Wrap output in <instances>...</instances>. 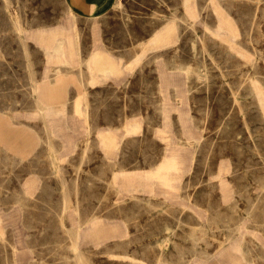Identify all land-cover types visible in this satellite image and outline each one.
<instances>
[{
  "label": "rangeland",
  "instance_id": "obj_1",
  "mask_svg": "<svg viewBox=\"0 0 264 264\" xmlns=\"http://www.w3.org/2000/svg\"><path fill=\"white\" fill-rule=\"evenodd\" d=\"M69 9L0 0V264H264V0ZM69 24L78 66L38 39ZM97 50L117 65L107 78ZM34 89L63 116H40ZM174 169L177 190L124 179Z\"/></svg>",
  "mask_w": 264,
  "mask_h": 264
},
{
  "label": "crops",
  "instance_id": "obj_2",
  "mask_svg": "<svg viewBox=\"0 0 264 264\" xmlns=\"http://www.w3.org/2000/svg\"><path fill=\"white\" fill-rule=\"evenodd\" d=\"M65 1L67 3L68 7L70 8L69 9L70 12L75 17H76V15H78L80 17L93 18V19L101 17V16L109 13L112 10V8L115 6V3L117 2V0H65ZM69 26H70V24L69 25H60L59 30L52 31V33H47L48 34L47 36H45V33H44V35L40 34L41 36L38 39H40V42H41L42 46L44 47L45 53L48 56V59L50 62L59 64V65H73V66L77 65L78 66L81 63V60H80L81 56L79 53L80 50L78 48H76L79 46L78 45L79 40L76 38L73 39L72 43H74V44H72V43H70V41H68V40H70V38H69L70 27ZM64 39H66V40H64ZM64 46H65V48H64ZM74 53H76V54H74ZM90 66L94 70L96 77L107 78L117 71V65L114 62L113 58L110 57V55L108 53H106L102 50L101 51L97 50V51H94L92 53ZM60 73H62V72L61 71L57 72L58 77H60V75H61ZM98 74H100V75H98ZM58 79H60V78H58ZM75 83L81 84V81H78L76 79ZM34 92L39 94L36 101L38 103V108H39L38 114L40 116L42 115V117L45 119H49L52 116H58V117L63 116L62 114L64 113V109H62V107H56L53 105V102H52L53 96L52 95L46 94L45 91H43V89H34ZM85 123H87V122L85 121ZM48 124L50 125L51 122L48 121ZM52 126H53V124H51V127ZM0 134H3L2 130H0ZM98 135L100 137L101 145L104 149L113 150L114 148H116V145L114 144V146H113L112 143L116 142L117 139L115 137H112L111 132H108V131L102 132L101 131L98 133ZM51 147L54 148L53 146H51ZM135 177H138L141 180L142 179L145 180L144 183L148 184L149 177L144 176L143 173H139V175H130V176L127 175L124 177V179L131 180V179H134ZM129 183L130 184L126 185L127 190H129V189H143L144 188L143 184L139 183V184L135 185L134 182H132V183L129 182ZM87 224H89V226L93 230H96L95 232H98L99 222L95 221V222L91 223L88 221ZM80 236L82 239L85 237V234L83 233V228L81 229Z\"/></svg>",
  "mask_w": 264,
  "mask_h": 264
},
{
  "label": "bare ground",
  "instance_id": "obj_3",
  "mask_svg": "<svg viewBox=\"0 0 264 264\" xmlns=\"http://www.w3.org/2000/svg\"><path fill=\"white\" fill-rule=\"evenodd\" d=\"M74 17V16H73ZM74 21H75V19H74ZM76 24V23H75ZM18 26V25H17ZM21 27V26H20ZM66 27V26H65ZM70 27V26H69ZM66 29V28H65ZM21 31V30H20ZM67 31V30H66ZM77 31V30H76ZM72 32V31H71ZM55 40V39H54ZM64 40H66V39H64ZM68 40V39H67ZM68 41H70V40H68ZM66 42V41H65ZM72 44H74V43H72ZM66 45V44H65ZM73 46V45H72ZM64 48H65V46H64ZM78 48V47H77ZM79 49V48H78ZM74 51V50H73ZM75 52V51H74ZM80 53V52H79ZM74 54H76V53H74ZM73 54V55H74ZM65 55V54H64ZM81 60V59H80ZM68 62V61H67ZM72 63V62H71ZM106 72V71H105ZM98 75H100V74H98ZM39 101V100H38ZM42 108V107H41ZM168 109H169V107H168ZM170 110V109H169ZM85 111V110H84ZM165 111V110H164ZM168 112V111H167ZM62 114V113H61ZM165 114V113H164ZM164 114H163V117H164ZM63 115V114H62ZM42 116V115H41ZM44 116V115H43ZM167 116H169V115H167ZM166 116V117H167ZM62 117V116H61ZM170 118V117H169ZM167 119V118H166ZM164 120V119H163ZM165 122V121H164ZM130 123V122H129ZM165 124V123H164ZM51 125V124H50ZM169 154H170V152H169ZM174 160H176V161H179L180 163L183 161L182 160V158H181V156H178V157H174ZM152 171V170H151ZM150 171V172H151ZM178 170H176V169H174V171H172V173H171V175L170 176H160V178L158 179V178H156V176H151V177H149L150 179H148V183H150L151 182V185H154V184H156V183H158V184H160V185H162L163 187H165V188H167V189H169V190H177L178 189V183L179 182H177V176H176V172H177ZM179 172V171H178ZM68 201L66 202V206H65V209H67L68 208ZM77 219V222H78V225H79V227H77V228H75V229H72V228H69V230L68 231H70L69 233L70 234H76V236H75V238H77V239H79V238H81V236H80V234H81V229L83 228V224L81 225L80 223V219L79 218H76ZM88 222V221H87ZM74 228V227H73ZM67 231V232H68ZM77 244V243H76ZM202 253V252H201ZM200 253V254H201ZM76 254V253H75ZM242 254V253H241ZM83 257V256H82ZM80 258V257H79ZM81 259V258H80ZM81 263V262H80ZM200 263V262H199Z\"/></svg>",
  "mask_w": 264,
  "mask_h": 264
}]
</instances>
